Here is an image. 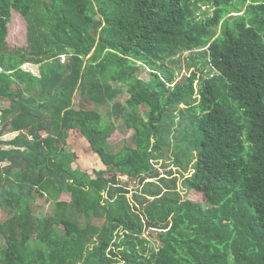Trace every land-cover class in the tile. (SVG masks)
<instances>
[{"label":"trees","instance_id":"obj_1","mask_svg":"<svg viewBox=\"0 0 264 264\" xmlns=\"http://www.w3.org/2000/svg\"><path fill=\"white\" fill-rule=\"evenodd\" d=\"M71 130L105 169L73 167ZM0 208V264H264V0H0Z\"/></svg>","mask_w":264,"mask_h":264},{"label":"rangeland","instance_id":"obj_2","mask_svg":"<svg viewBox=\"0 0 264 264\" xmlns=\"http://www.w3.org/2000/svg\"><path fill=\"white\" fill-rule=\"evenodd\" d=\"M214 7L211 6H203L197 13L199 18H206L208 16L213 15ZM8 44L11 48H25L27 46V24L24 17L16 10L12 11V19L9 23V34L7 37ZM202 52L197 50L192 52H184L182 54L176 55L174 58L166 60L164 67L167 68L169 74L173 75L174 82L172 84H168V86H174L177 82H182L184 78L188 77L191 71H195L196 69L203 66V59L201 57ZM64 60V57L62 58ZM26 70L32 71L36 75H39V69L37 65H30L27 63L23 67ZM211 70V66L207 65L205 68V72H209ZM139 76L144 80H148L155 75V71L146 66H140L139 68ZM158 73L163 75L162 71L158 70ZM167 79V78H164ZM129 97L128 93H124L119 97V101L125 102ZM4 103V102H2ZM6 103V101H5ZM99 111L103 115H108V107H97ZM140 111L142 116L147 119V113L149 112L148 105H142L140 107ZM121 125V122L119 123ZM123 124V123H122ZM120 133L115 134L110 138V142L112 143L113 150H119L124 146L133 145L131 137L134 135V130L132 128H127L126 125L120 126ZM12 137V135H7L6 138ZM67 152H73L77 156L75 161L73 162L74 168H85L89 169V172H92L93 169H105L106 166L103 164L102 160L99 158L98 154L95 153L89 142L83 136L80 130H71L68 137V142L65 147ZM165 160H160L156 165L157 169L162 172H165V169L162 166V163ZM168 162V160L166 161ZM188 197L195 201H200V197L195 194L193 191L189 192ZM38 207L35 209L36 213H46L48 211H52L54 209V205L49 203L47 205V201L43 198H39L36 201ZM4 211L0 208V218H4ZM4 238L0 236V249L4 247Z\"/></svg>","mask_w":264,"mask_h":264},{"label":"water","instance_id":"obj_3","mask_svg":"<svg viewBox=\"0 0 264 264\" xmlns=\"http://www.w3.org/2000/svg\"><path fill=\"white\" fill-rule=\"evenodd\" d=\"M89 57V56H88Z\"/></svg>","mask_w":264,"mask_h":264}]
</instances>
